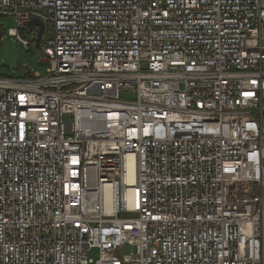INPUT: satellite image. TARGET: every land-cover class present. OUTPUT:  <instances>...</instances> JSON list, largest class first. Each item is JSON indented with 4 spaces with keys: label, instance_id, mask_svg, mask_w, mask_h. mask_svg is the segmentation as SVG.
I'll list each match as a JSON object with an SVG mask.
<instances>
[{
    "label": "built area",
    "instance_id": "built-area-1",
    "mask_svg": "<svg viewBox=\"0 0 264 264\" xmlns=\"http://www.w3.org/2000/svg\"><path fill=\"white\" fill-rule=\"evenodd\" d=\"M0 15L47 66L0 75V264H264V0Z\"/></svg>",
    "mask_w": 264,
    "mask_h": 264
},
{
    "label": "rangeland",
    "instance_id": "rangeland-1",
    "mask_svg": "<svg viewBox=\"0 0 264 264\" xmlns=\"http://www.w3.org/2000/svg\"><path fill=\"white\" fill-rule=\"evenodd\" d=\"M16 27L14 17L9 15H0V75L2 76H27L28 70L31 72L44 74L46 72V64L40 60L42 52L39 46H36L33 40V34L24 35L30 41L28 47H25L16 35L9 33L10 28ZM132 248L125 245L122 248V254L131 253ZM93 259L98 257V250L93 248L88 252Z\"/></svg>",
    "mask_w": 264,
    "mask_h": 264
},
{
    "label": "water",
    "instance_id": "water-1",
    "mask_svg": "<svg viewBox=\"0 0 264 264\" xmlns=\"http://www.w3.org/2000/svg\"><path fill=\"white\" fill-rule=\"evenodd\" d=\"M26 26L28 27L29 30H32L34 27H37V32L35 36V44L36 46H39L42 33L44 30V23L41 20L34 18V19L29 20Z\"/></svg>",
    "mask_w": 264,
    "mask_h": 264
},
{
    "label": "trees",
    "instance_id": "trees-1",
    "mask_svg": "<svg viewBox=\"0 0 264 264\" xmlns=\"http://www.w3.org/2000/svg\"><path fill=\"white\" fill-rule=\"evenodd\" d=\"M28 31H29V29L26 27V28L22 29V30L20 31V33H21V34L23 33L24 35H27Z\"/></svg>",
    "mask_w": 264,
    "mask_h": 264
}]
</instances>
